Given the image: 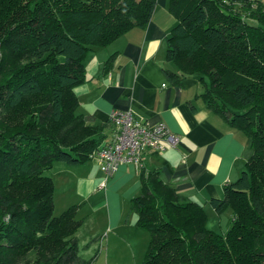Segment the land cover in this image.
Wrapping results in <instances>:
<instances>
[{"label": "trees", "instance_id": "trees-1", "mask_svg": "<svg viewBox=\"0 0 264 264\" xmlns=\"http://www.w3.org/2000/svg\"><path fill=\"white\" fill-rule=\"evenodd\" d=\"M156 3L0 0V264H91L80 254L77 206L55 214L46 171L85 164L111 141L103 134L111 120L78 113L74 88L86 81L88 53L145 28ZM169 10L176 23L166 58L179 72L167 74L175 82L198 76L207 107L245 133L253 153L209 201L218 214L232 211L222 233L159 169H141L131 210L150 232L144 264H264V2L169 0Z\"/></svg>", "mask_w": 264, "mask_h": 264}, {"label": "crops", "instance_id": "crops-1", "mask_svg": "<svg viewBox=\"0 0 264 264\" xmlns=\"http://www.w3.org/2000/svg\"><path fill=\"white\" fill-rule=\"evenodd\" d=\"M175 23L169 0H157L145 28H133L112 44L88 53L86 81L74 88L80 103L78 113L91 116L97 123H106L115 111H132L150 125L165 124L179 137L177 147L164 142L165 150L145 151L142 165L121 164L108 177L95 156L73 166L77 171L71 168V174L63 175V184L75 176L73 191L81 202L74 205L77 210L87 203L96 213L106 212L104 217L114 229L121 227L124 217L132 222L131 227L139 228L131 200L141 192V169H159L163 180L181 196L202 204L210 213L209 209L215 211L210 199L223 196L225 185L240 177L253 153L250 138L207 107L200 97L205 88L198 76L175 82L167 74L166 69L179 72L166 58V38ZM111 56L113 62L107 67ZM103 134L104 142L111 140L114 129L105 127ZM55 188L57 191L56 183ZM132 233L124 237L126 244H130L126 238Z\"/></svg>", "mask_w": 264, "mask_h": 264}, {"label": "rangeland", "instance_id": "rangeland-1", "mask_svg": "<svg viewBox=\"0 0 264 264\" xmlns=\"http://www.w3.org/2000/svg\"><path fill=\"white\" fill-rule=\"evenodd\" d=\"M40 99L46 101V96L42 95ZM67 168L68 170H66ZM71 168L78 170L73 165L58 162L53 168L46 171L47 175L54 178L57 186L55 195V214L57 215H60L71 206L78 203L81 204V202H77L73 191L75 176L68 177V184H63L62 182L64 174H71ZM78 208L80 209L79 211L77 210V219L82 220V225L76 232V237L80 246V254L85 260L91 261V264H144L145 253L150 242L149 231L141 228L136 229L135 226L131 227L132 222H127L126 217H124L121 227L114 229L109 227L110 222L104 217L106 212L96 213L87 203L80 205ZM208 211L210 212H207L209 215L207 227L209 229L221 233L229 229L230 214L232 213L230 209L222 214L221 217L215 211H211V209ZM133 216L136 217V213ZM122 231L124 235L121 234ZM130 232H134L130 235L134 237L132 238L135 242L131 243V236H129L126 239L128 242L130 241V244H126L123 239ZM120 237H122V240ZM135 238L140 242L139 244Z\"/></svg>", "mask_w": 264, "mask_h": 264}, {"label": "built area", "instance_id": "built-area-1", "mask_svg": "<svg viewBox=\"0 0 264 264\" xmlns=\"http://www.w3.org/2000/svg\"><path fill=\"white\" fill-rule=\"evenodd\" d=\"M114 134L104 148L94 156L104 167L107 177L113 175L121 164L142 165L143 154L149 149L165 150L164 142L177 147L179 137L165 124L150 125L137 119L132 111H115L110 115Z\"/></svg>", "mask_w": 264, "mask_h": 264}]
</instances>
